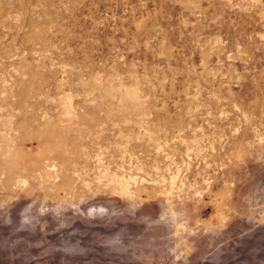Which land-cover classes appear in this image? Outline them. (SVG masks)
Instances as JSON below:
<instances>
[{
	"label": "rangeland",
	"instance_id": "rangeland-1",
	"mask_svg": "<svg viewBox=\"0 0 264 264\" xmlns=\"http://www.w3.org/2000/svg\"><path fill=\"white\" fill-rule=\"evenodd\" d=\"M0 264H264V0H0Z\"/></svg>",
	"mask_w": 264,
	"mask_h": 264
}]
</instances>
